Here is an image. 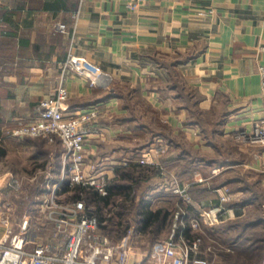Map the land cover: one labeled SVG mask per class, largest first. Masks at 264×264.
Masks as SVG:
<instances>
[{
    "label": "crops",
    "instance_id": "1",
    "mask_svg": "<svg viewBox=\"0 0 264 264\" xmlns=\"http://www.w3.org/2000/svg\"><path fill=\"white\" fill-rule=\"evenodd\" d=\"M263 12L264 0H0V178L16 175V154L31 162L32 139L11 131L17 119L34 117L40 99L56 89L61 64L71 53L99 67L100 74L95 86L75 73L67 76V112L105 105L97 119L103 135L85 143L86 173L103 177L107 187L117 169L157 152L151 167L158 174L150 172L136 186L132 207L121 206L119 194L113 203L87 207L99 219L102 235L116 243L133 228L132 242L145 248L133 246L132 255L146 261L153 239L173 232L188 241L193 221L202 229L246 219V227L264 228L262 214H250L264 205L244 185L247 180L264 188V176L250 181L261 176L264 147L234 138L264 115ZM57 24H64L65 32ZM219 140L231 141L236 152L206 159L201 151L212 152L208 147ZM56 151V168H48L53 182L62 175ZM49 162L33 171L44 172ZM213 168L220 170L215 176ZM224 193L231 200L220 202ZM158 209L169 212L165 222H139L140 212ZM177 210L182 214L176 222ZM123 222L129 223L124 231ZM252 239L235 236L226 244L227 254L246 253L253 263L259 251L257 264H264V249L257 248L263 242ZM204 252L198 255L208 264L223 262L224 252Z\"/></svg>",
    "mask_w": 264,
    "mask_h": 264
},
{
    "label": "built area",
    "instance_id": "2",
    "mask_svg": "<svg viewBox=\"0 0 264 264\" xmlns=\"http://www.w3.org/2000/svg\"><path fill=\"white\" fill-rule=\"evenodd\" d=\"M262 23L264 24V12ZM56 29L61 33L66 30L64 24H57ZM60 69L56 89L40 99L34 117L26 121L17 119L11 134L18 138H42L47 143H51L53 139L59 140L62 147V175L57 182L52 183L53 190L66 182L68 186L86 185L100 195H105L106 180L85 171V143L92 137L103 135V128L97 123V119L105 105L74 108L68 113V91L64 85L67 76L75 73L86 77L90 86H95L100 69L84 57L71 53H68ZM259 77L260 94L264 99V65L259 67ZM234 138L264 147V115L252 126L251 131L238 130ZM156 155L157 152H147L138 162L156 165ZM49 164L50 162L46 172L40 173L46 182L45 187H49L51 183ZM219 171V168H213L212 175H217ZM8 179V186L18 185L13 177ZM182 199L190 203V197L186 194L182 195ZM219 200L226 202L231 197L224 193L219 195ZM88 210L82 200L61 203L51 192L40 203H36L33 211L24 213L20 219H15L12 213H3L0 220L5 227L0 231V264H130L131 259L133 264H208L207 259L198 255L201 251V237H195L189 242L177 238L173 232L149 243L146 261L133 257V228H128L118 242L112 243L100 233L99 219L87 214ZM179 212L175 213V221L179 218ZM37 216H41L43 224L34 227L36 223L32 224L33 219ZM45 223L51 225V232L39 237L37 231H43ZM190 225L192 229L199 230L198 222L193 221Z\"/></svg>",
    "mask_w": 264,
    "mask_h": 264
},
{
    "label": "rangeland",
    "instance_id": "3",
    "mask_svg": "<svg viewBox=\"0 0 264 264\" xmlns=\"http://www.w3.org/2000/svg\"><path fill=\"white\" fill-rule=\"evenodd\" d=\"M33 141V145L31 148V162L23 161L24 157L19 156L16 154V160H20V163L16 162V168L15 173L16 175L13 177L14 180H16L17 186L10 187L7 185L8 178H0V218L2 214L9 213L13 214L14 216H22L24 213H28L33 211L35 208L36 203H40L41 200L51 194V192L54 193V197L57 199V201L61 203H66L70 200L69 198V191H65L62 184H59V186L56 187L55 190L52 189V183H55L51 180V183L48 185L49 187H45L46 182L44 181V178L41 176L38 177V172L41 169H38L37 171H33L34 169H37V165L43 163V161H50L49 167H55L56 168V161L55 156L57 154V148L60 150L58 154L60 155L62 152L61 143L58 139H53L51 143L42 142L43 139L41 138H31ZM37 139V140H34ZM217 146L208 147L212 148V152H205L201 151L203 154H206V159H214L215 154L218 153L219 155L227 152H236V148L233 146V143L231 141H217L215 143ZM186 148H188V145H185ZM190 148V147H189ZM196 147H192L189 149V152L191 155H195L198 152L195 151ZM198 150V149H197ZM45 151V154L43 153ZM28 155V154H27ZM218 157V156H217ZM45 159V160H44ZM26 160V159H25ZM37 160V161H36ZM210 163L209 165H211ZM24 167V169H22ZM48 167V166H46ZM24 170V171H23ZM261 176H255V178L250 179V181H258L262 176H264V167L261 166ZM33 175V176H32ZM37 175V176H36ZM35 176V177H34ZM57 182V181H56ZM214 184V183H213ZM244 185L246 187H250L251 189V196H255L257 198V202L261 205H264V188L258 187L256 185H252V182H244ZM71 187L70 185L68 186ZM4 189V190H2ZM209 197V196H208ZM264 210L261 208H254L252 211H250V214L252 216L259 217L263 216ZM245 220H238L237 222H234L233 224H221L217 226L218 228H210V227H203L200 230L192 229L191 235L195 237H201L200 241V249L202 252H224L222 254L223 262L221 264H257L259 260H261L260 255L261 252L258 251V253H255L254 257L252 258L253 263L247 262L246 259V253L244 254H227L230 253L227 248V243L234 239L235 236L239 234H249L251 237H255L256 235L264 236V228L263 227H244L243 225L246 224ZM40 222L43 224V219L41 220V216H37L36 220L33 221V223ZM177 222V221H176ZM11 224V223H10ZM5 226L3 225L2 221L0 220V231L3 230ZM34 227H39V224H36ZM16 227L14 230L16 231ZM51 225L45 223L43 231H37V234H39V237H44L49 235L51 232ZM244 230V231H243ZM200 231V232H199ZM32 232V231H31ZM132 249L133 246L139 247V251L142 252V250L145 248V243H138V242H132ZM261 245V246H260ZM134 247V248H135ZM260 250L264 249V242L259 244L258 247ZM228 250V251H227ZM133 251V250H132ZM209 251V252H208ZM204 252V254H205ZM251 259V258H250Z\"/></svg>",
    "mask_w": 264,
    "mask_h": 264
},
{
    "label": "trees",
    "instance_id": "4",
    "mask_svg": "<svg viewBox=\"0 0 264 264\" xmlns=\"http://www.w3.org/2000/svg\"><path fill=\"white\" fill-rule=\"evenodd\" d=\"M118 173H117V177H115L112 182L110 184L107 185L106 187V193L105 195H100L99 193H97V191L95 189H93L92 187L86 186V185H81V184H74L72 185L70 188L68 187V184L65 183H61L64 187L65 191H69L70 195L69 198L71 200H82L85 204L86 207L89 206V204L91 203H103V204H108V203H113L114 200L112 199V196H115L116 194H119L121 196V198L123 199V203H121V206H124L127 202H129V206L132 207L131 203L134 201V194L133 192L136 189V186L138 187L139 184L145 180H147L149 178V173L150 172H157V170L153 167H151V165H140L139 163H132L130 164L127 168H120L117 169ZM158 174V172H157ZM125 202V203H124ZM141 202H143V199L141 200ZM146 204V203H145ZM179 211V210H177ZM87 214L92 215L91 211H86ZM169 212L167 210H161L158 209L156 210L154 213H149V214H145L144 212H140L139 216H140V220L139 222H144L146 221V219L149 218H154L156 220H158L160 223L165 222L166 217L168 216ZM181 211L179 212V216L181 215ZM125 223L123 226H121L124 230H126L128 228L129 223L128 222H123ZM141 223V224H142ZM120 226H118L120 228ZM219 226V225H217ZM217 226L211 227L213 229L218 228ZM256 226V225H254ZM253 226V227H254ZM143 227V224H142ZM246 227V225H243V228ZM178 229V226L176 227ZM180 228V227H179ZM244 231V230H243ZM200 232V231H199ZM242 234H239V236H242ZM250 236V235H249ZM191 238L188 240L189 242H191L195 236L191 235ZM251 237V236H250ZM255 239L260 240L261 242H264V236H260V235H256L255 237H253V241H255ZM232 240L229 241L227 244L231 245ZM262 244V243H261ZM261 246V245H260ZM259 247V245H257V248Z\"/></svg>",
    "mask_w": 264,
    "mask_h": 264
}]
</instances>
